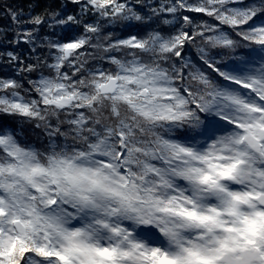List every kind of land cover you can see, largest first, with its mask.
I'll use <instances>...</instances> for the list:
<instances>
[{"label": "snow or ice", "instance_id": "obj_1", "mask_svg": "<svg viewBox=\"0 0 264 264\" xmlns=\"http://www.w3.org/2000/svg\"><path fill=\"white\" fill-rule=\"evenodd\" d=\"M0 264H264V0H0Z\"/></svg>", "mask_w": 264, "mask_h": 264}]
</instances>
